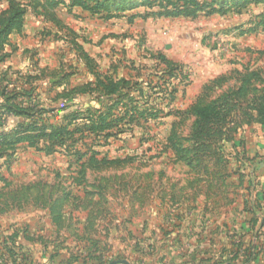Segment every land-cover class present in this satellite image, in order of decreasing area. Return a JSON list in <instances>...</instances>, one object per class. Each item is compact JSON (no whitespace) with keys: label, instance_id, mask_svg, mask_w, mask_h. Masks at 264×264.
<instances>
[{"label":"rangeland","instance_id":"obj_1","mask_svg":"<svg viewBox=\"0 0 264 264\" xmlns=\"http://www.w3.org/2000/svg\"><path fill=\"white\" fill-rule=\"evenodd\" d=\"M70 1L0 0V28L23 11L0 106L41 110L2 115L0 138L35 123L69 132L0 144V264H264L252 225L264 221V3L107 19ZM158 54L179 65L171 79ZM104 75L129 85L102 95ZM212 102L226 114L204 133L186 112ZM99 117L110 127L87 131Z\"/></svg>","mask_w":264,"mask_h":264},{"label":"trees","instance_id":"obj_2","mask_svg":"<svg viewBox=\"0 0 264 264\" xmlns=\"http://www.w3.org/2000/svg\"><path fill=\"white\" fill-rule=\"evenodd\" d=\"M94 2L95 5L91 6L90 0H71L69 8H79L83 11H88L91 14H100L101 11H103L104 13H107V19L114 17L113 14L117 12L136 9L138 6L145 7L148 10H155L154 8L158 9L157 11L147 13V17L150 16L156 18H195L200 12L207 11V14H212L216 12L217 8L219 10H223L227 5V0H132L131 2H128V0H120L119 3H117L116 0H96ZM247 2V0L244 1V5H246ZM255 3H264V0H256ZM22 16L23 11H18L17 13H14L12 16L6 19L5 26H3V28H0V61H2V58L5 57V55H3L2 53L6 39L13 29H19L21 27ZM13 21L16 23L13 24ZM77 48L80 49L79 47ZM84 58L87 59L85 55ZM154 58L158 59L159 63L162 65L163 69H161L162 71H160V74H162L161 77H163L164 75L171 79L175 76L174 73L180 68L179 65L168 60L164 55L158 54ZM103 81L104 82H98L97 87L100 88L102 95L107 96L118 94L119 97V93H122L123 88L129 85V81L126 79L116 80L112 79L107 75L103 76ZM161 81L162 82L160 83V85L157 84L155 87V89H157V93L155 94L156 97L157 95H161V93H164V90L163 88H161V85L165 86L168 84L167 80ZM173 92L174 90L172 89L169 94H172ZM199 99L200 97H198L196 102H198ZM1 107H3V110L0 113V118L4 114H13L15 116L25 115L27 112H29V110H32V108L29 109V107L22 108L18 105H8V103H4V105L0 106V110ZM32 111L36 112L41 110L33 109ZM186 113H189L190 115H193L195 117L198 127H201L202 130H204V133H209V131H212L217 124L223 122L226 114L224 108H222L221 105H218L216 102H212L204 106H192V108L189 109V111L187 110ZM261 115H264V113H261ZM140 116L142 117L143 113H140ZM33 118L38 121L40 120V116L37 115ZM73 118H75V116ZM101 118L102 117H99L98 122L91 121L90 126L86 130L92 134H95L102 133L103 131L108 129L110 127V124L105 123L101 120ZM85 127L86 126H84V129ZM68 134L69 132L67 131V127L51 128L50 130L46 131L43 127L38 126L35 123L27 126L20 132L13 131L12 133H6L3 136L1 135L0 144H5L9 147H13L19 144L26 143L29 146H35L40 140L55 142L62 139ZM252 202V205H250L247 200L245 201V211L250 212L256 202L259 205V203L261 202V198L257 199L256 197V200L254 199V201ZM247 206H249L248 209ZM259 244L260 246L255 249H262V242H259ZM257 254L259 257H264V252H260Z\"/></svg>","mask_w":264,"mask_h":264},{"label":"crops","instance_id":"obj_3","mask_svg":"<svg viewBox=\"0 0 264 264\" xmlns=\"http://www.w3.org/2000/svg\"><path fill=\"white\" fill-rule=\"evenodd\" d=\"M167 47V46H166ZM256 189H257V187H256ZM256 200V199H255ZM262 200V199H261ZM254 201V200H253ZM262 202V201H261ZM263 203V202H262ZM256 204V207H259V205H260V203H259V205L257 204V202L255 203ZM255 213V212H254ZM262 224H264V221H259V222H257V219H255V217H254V219H253V221H252V225L253 226H257V230L255 231V232H257L258 231V235L260 236V237H258V240H260L261 242H262V245L264 246V237H262L261 236V231L259 232V227L261 226V227H263V225ZM255 238H257V235H255Z\"/></svg>","mask_w":264,"mask_h":264},{"label":"built area","instance_id":"obj_4","mask_svg":"<svg viewBox=\"0 0 264 264\" xmlns=\"http://www.w3.org/2000/svg\"><path fill=\"white\" fill-rule=\"evenodd\" d=\"M165 264H167V263H165Z\"/></svg>","mask_w":264,"mask_h":264}]
</instances>
